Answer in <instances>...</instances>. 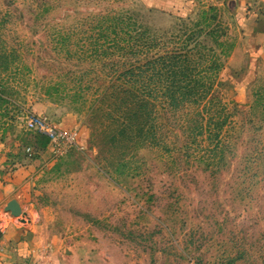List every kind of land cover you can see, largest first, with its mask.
Segmentation results:
<instances>
[{
  "label": "rangeland",
  "instance_id": "obj_1",
  "mask_svg": "<svg viewBox=\"0 0 264 264\" xmlns=\"http://www.w3.org/2000/svg\"><path fill=\"white\" fill-rule=\"evenodd\" d=\"M219 3L0 0V208L21 207L0 264H264V6H242L259 21L241 29ZM209 7L234 49L196 106L172 108L152 59ZM119 13L172 45L119 38L100 22Z\"/></svg>",
  "mask_w": 264,
  "mask_h": 264
},
{
  "label": "trees",
  "instance_id": "obj_2",
  "mask_svg": "<svg viewBox=\"0 0 264 264\" xmlns=\"http://www.w3.org/2000/svg\"><path fill=\"white\" fill-rule=\"evenodd\" d=\"M214 11L209 7L207 11L202 12L200 20L192 27L181 28V36L172 35L171 38L181 37L173 45L168 41L153 46L154 40L149 38L148 32H138L135 28V19L129 13L101 18L100 22L107 24V27L117 29L115 34H118L119 38L132 41L147 49L172 45V48L159 52L160 55L152 59V70L156 69L154 74L159 77H162L163 71L165 72L163 77L169 105L178 108L179 103L183 101H192L188 103L196 106L198 101L205 97L211 90L213 82L219 77L221 61L229 58L234 49V43L222 40L227 36L225 30L220 32L219 26L208 25L216 18L212 15ZM205 37L209 39L206 40ZM158 67L162 71L157 70ZM200 116L199 112H195V118L192 120L197 121Z\"/></svg>",
  "mask_w": 264,
  "mask_h": 264
},
{
  "label": "built area",
  "instance_id": "obj_3",
  "mask_svg": "<svg viewBox=\"0 0 264 264\" xmlns=\"http://www.w3.org/2000/svg\"><path fill=\"white\" fill-rule=\"evenodd\" d=\"M26 127L45 135L55 147L75 145V134L62 131L51 121L41 117H30L26 121ZM29 150V149H27ZM12 217L8 212L0 208V233L4 234L8 226L12 224Z\"/></svg>",
  "mask_w": 264,
  "mask_h": 264
},
{
  "label": "crops",
  "instance_id": "obj_4",
  "mask_svg": "<svg viewBox=\"0 0 264 264\" xmlns=\"http://www.w3.org/2000/svg\"><path fill=\"white\" fill-rule=\"evenodd\" d=\"M219 4L224 5V6L225 5L226 6H228V5L231 6L233 11L236 12L234 14L237 15V20L238 21H239V18L242 17V19L240 18L241 22L240 21L238 22L239 23V27L242 29V28H246V26H248L249 23H253V25H257V23L259 21V19L257 21H254L253 19H251V17L247 18L245 16H241V14L244 13L243 10L244 9H248V7L253 8V5H258V4H262L264 6V0H221V3H219ZM242 6L244 7V9H242ZM262 17H263V20H264V14H263ZM18 181H19L18 179L13 180L12 184L7 185V187L5 188V190H7L9 192V194H11L13 197L16 194H19V193H23L24 194L25 193L24 190H25L26 187L24 185H19L17 183ZM11 226H12V224L5 231L6 233L0 234V241L2 243L10 244V242L16 240V238H17L16 234L17 233L14 231V229H10ZM11 251H14V250L12 249Z\"/></svg>",
  "mask_w": 264,
  "mask_h": 264
},
{
  "label": "water",
  "instance_id": "obj_5",
  "mask_svg": "<svg viewBox=\"0 0 264 264\" xmlns=\"http://www.w3.org/2000/svg\"><path fill=\"white\" fill-rule=\"evenodd\" d=\"M4 211L8 212L13 217H18L21 215V207L15 199L10 200L6 204Z\"/></svg>",
  "mask_w": 264,
  "mask_h": 264
}]
</instances>
